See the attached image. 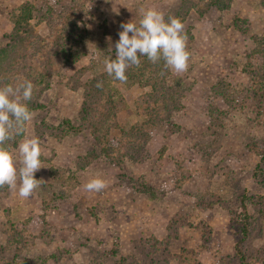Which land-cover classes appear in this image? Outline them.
I'll use <instances>...</instances> for the list:
<instances>
[{
  "label": "rangeland",
  "instance_id": "rangeland-1",
  "mask_svg": "<svg viewBox=\"0 0 264 264\" xmlns=\"http://www.w3.org/2000/svg\"><path fill=\"white\" fill-rule=\"evenodd\" d=\"M141 8L181 20L189 67L168 69L183 88L155 126L139 105L150 88L108 76L109 123L84 85L105 79ZM23 80L42 108L6 149L18 169L19 142L38 137L42 181L26 200L0 188V264H238L241 198L264 199V0H0V87ZM140 125L146 142L127 150ZM92 178L106 188L85 191ZM249 211L246 249L263 264L264 210Z\"/></svg>",
  "mask_w": 264,
  "mask_h": 264
},
{
  "label": "clouds",
  "instance_id": "clouds-1",
  "mask_svg": "<svg viewBox=\"0 0 264 264\" xmlns=\"http://www.w3.org/2000/svg\"><path fill=\"white\" fill-rule=\"evenodd\" d=\"M122 31L115 44V59H104V71L114 80L127 81L126 71L132 66L139 67L140 57L144 56L153 64L164 61L165 68L179 74L189 67L190 52L187 50V35L179 18L169 16L167 21L162 12L155 8L140 9L137 22L121 23ZM131 33V36L129 35ZM98 88L103 82H98ZM34 85L23 80L15 87H0V188L7 186L17 190L18 197L29 199L40 187L42 180L35 178V173L42 168L41 141L38 137H24L16 149L20 167L16 159L3 145L22 135L26 124L32 119V112L27 106L33 94ZM101 178H92L83 185L87 192L99 193L106 188Z\"/></svg>",
  "mask_w": 264,
  "mask_h": 264
},
{
  "label": "trees",
  "instance_id": "trees-1",
  "mask_svg": "<svg viewBox=\"0 0 264 264\" xmlns=\"http://www.w3.org/2000/svg\"><path fill=\"white\" fill-rule=\"evenodd\" d=\"M51 54L52 53H50V55ZM73 54L74 52L71 50L68 55H70V58H72ZM7 57L8 55H6V53H2V58L6 59ZM67 58L68 57H66L64 61L67 60ZM144 59L145 62H142L141 67L135 68L132 66L127 69L126 82H128V84H134V82H138V84L150 88V91L141 97L139 105L143 112V116L148 118V121L145 124L155 126L165 121L162 116V110L167 108L169 105L171 107L173 106L172 104L176 102L179 96V91H181L183 87L179 82H176L174 87L168 86L166 79L169 76V72L168 69L165 68L163 60H160L159 62L153 64L147 59V57H144ZM46 65H48V67H50L49 65L52 66L51 63ZM108 76V74L105 75V79L102 81V88H98L96 86L99 81L92 80L88 83H85L84 89L86 96V108L96 114L97 112H100L98 114L99 117L106 118V120L110 123L112 118H114L118 112V103L116 100H114L113 95L109 92L108 86H106ZM27 106L30 111L36 110L40 107L42 108V106H38L30 102H27ZM136 130V143L130 142V145L127 146V150H137L139 148L140 142H146L144 138H140L139 140V136L145 135L144 127L141 125L136 126ZM22 135H17L15 136V138H21ZM6 146L7 141L5 142L3 147L6 148ZM141 155L142 157H144V154H142V152L140 151L139 157H141ZM261 156L262 162H264V151L262 152ZM262 162L258 164V168H260V171H264L261 165ZM241 201L242 211L236 213L235 221L240 226L242 238L236 243L235 252L238 264H251L252 261H254L255 257L253 255H249L246 249V242L248 240V237L250 236V227L252 224V215L249 211V207L250 205L255 206V208L260 209L263 213L264 199L257 200L252 199V197H246V195H244L241 198ZM261 257L264 264V253L261 255Z\"/></svg>",
  "mask_w": 264,
  "mask_h": 264
}]
</instances>
